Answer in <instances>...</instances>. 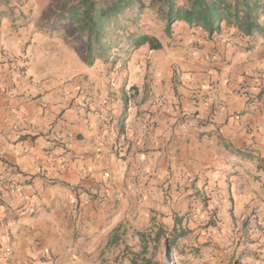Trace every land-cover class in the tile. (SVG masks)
I'll return each mask as SVG.
<instances>
[{"label": "crops", "instance_id": "1", "mask_svg": "<svg viewBox=\"0 0 264 264\" xmlns=\"http://www.w3.org/2000/svg\"><path fill=\"white\" fill-rule=\"evenodd\" d=\"M28 1L0 20V264H117L114 232L201 193L222 245L249 229L264 258V37L177 22L161 49L90 66Z\"/></svg>", "mask_w": 264, "mask_h": 264}, {"label": "trees", "instance_id": "2", "mask_svg": "<svg viewBox=\"0 0 264 264\" xmlns=\"http://www.w3.org/2000/svg\"><path fill=\"white\" fill-rule=\"evenodd\" d=\"M66 8L55 16L56 28L72 27V32L81 40L85 50V60L92 66L96 59L109 60L112 51H135L144 45L153 50L163 47L154 35L130 32V25L140 22L144 8L132 0H65ZM187 4L176 6L173 0H166L167 31L177 22H184L190 27L201 30L209 36L226 32L230 28L238 31V36L247 42L259 34L264 37V0H186ZM12 0H0V20L7 15ZM132 9L136 14L130 16ZM116 59L118 57L116 56ZM141 251H132L131 264H151L144 255L150 246L157 247L165 240L172 251L178 240L188 234L182 225V218L176 216L175 225L168 232L160 224H152L148 231H139ZM122 239L119 229L114 232L109 245H119ZM129 247H125L123 255Z\"/></svg>", "mask_w": 264, "mask_h": 264}, {"label": "rangeland", "instance_id": "3", "mask_svg": "<svg viewBox=\"0 0 264 264\" xmlns=\"http://www.w3.org/2000/svg\"><path fill=\"white\" fill-rule=\"evenodd\" d=\"M132 1L143 6L144 11L139 17L140 22L135 26L130 25V32L148 33L156 37L171 36V33L174 32L173 28L175 24L171 26L172 30L169 33L166 29L168 24L166 19L168 7L165 3L166 0ZM173 1L177 3L176 6L187 4L186 0ZM28 2V0H12L11 6L7 9V15L13 17L18 13L17 9L20 10L21 7L26 6ZM65 8V0H50L45 16L49 19V22H52L56 20L55 16ZM129 12L130 16H134L136 14V9H132ZM262 23L264 24V19ZM56 25V22H54L52 27L48 28V31L56 30ZM62 31L64 32L63 35L76 39L74 43L77 48L85 52L80 38L72 32L71 26L62 28ZM198 32L202 31L199 30ZM132 52L133 51L119 52L113 50L111 53L113 55L109 57L110 60L111 57L114 60L113 67L118 63L124 65ZM116 56L118 59H116ZM98 59H100V61L105 60L102 58ZM200 198V206L197 208L195 207L197 212L193 213L192 211L182 209L179 213L173 214L172 216L165 214L152 215V220L147 227L139 230H129L127 233L122 234L121 243L115 247V249H117L116 252L120 250L121 256L117 264H131V255H129V253L132 251H141V243L137 234L139 231H149L152 228V224H160L168 232H171L175 225L176 216L182 218V225L187 228L188 234L177 241L172 251L167 248L165 240L157 247L151 245L149 252L144 255L151 260V264H264V258L258 255V251L251 246L254 240L251 238L249 229L245 230V239L242 244L222 245L219 241V237L214 233L216 230L215 227L218 226L221 221L218 216L219 205L214 203L212 197L208 196L206 193H201ZM199 210L208 212V215H199ZM262 230L264 232V228ZM125 247H129V249L123 255ZM107 264L111 263L107 262Z\"/></svg>", "mask_w": 264, "mask_h": 264}, {"label": "built area", "instance_id": "4", "mask_svg": "<svg viewBox=\"0 0 264 264\" xmlns=\"http://www.w3.org/2000/svg\"><path fill=\"white\" fill-rule=\"evenodd\" d=\"M189 54H192V52H190ZM21 79L25 82H29L30 81V78L26 77L25 75H21ZM130 95L133 97V98H136L137 97V90L136 88H130Z\"/></svg>", "mask_w": 264, "mask_h": 264}]
</instances>
